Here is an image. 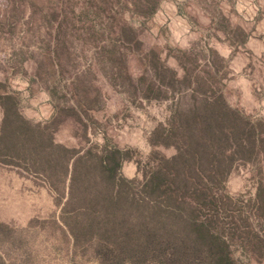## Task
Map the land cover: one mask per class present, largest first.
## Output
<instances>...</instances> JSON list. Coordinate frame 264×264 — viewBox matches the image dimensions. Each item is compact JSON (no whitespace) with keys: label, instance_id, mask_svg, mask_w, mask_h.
I'll return each instance as SVG.
<instances>
[{"label":"trees","instance_id":"1","mask_svg":"<svg viewBox=\"0 0 264 264\" xmlns=\"http://www.w3.org/2000/svg\"><path fill=\"white\" fill-rule=\"evenodd\" d=\"M160 1L134 0V10L149 16ZM76 10L75 39L87 47L79 50L85 65L64 57L60 42L70 22L62 9L46 27L54 42L32 55L36 78L52 98L53 128L26 118L17 93L0 81V163L42 177L54 192L58 212L40 223L57 224L70 243V264H241L235 249L264 258V178L256 179L248 196L225 187L236 162L264 158V118L227 103L216 79L224 59L208 46H201L202 63L193 48L181 50L178 75L150 49L133 76L127 53L142 52L137 30L95 0ZM94 67L133 99L166 102L169 113L149 142L175 151H150L137 161L139 177L121 174L122 164L135 158L134 148L111 143L105 134L102 143L81 148L53 140L63 117L86 128L89 111L100 105L101 91L88 78ZM26 229L0 221V264H28L29 253L21 250Z\"/></svg>","mask_w":264,"mask_h":264},{"label":"rangeland","instance_id":"2","mask_svg":"<svg viewBox=\"0 0 264 264\" xmlns=\"http://www.w3.org/2000/svg\"><path fill=\"white\" fill-rule=\"evenodd\" d=\"M84 1L0 0V81L17 93L20 111L26 118L47 122L50 129L55 126L50 121L55 109L41 79L36 78L37 64L32 55L47 48L52 39L47 33L48 21L52 20V13L62 9L70 22L66 41L60 42L66 52L64 57L81 67L85 65L86 58H80L79 50L87 47L75 39L80 26L76 9ZM95 1L109 6L118 19L126 20L137 30L142 52L127 53L128 70L133 76L140 71L143 53L150 49L181 75L176 58L181 50L193 48L201 61V46L212 47L224 59L216 79H220L218 89L227 103L253 119L264 118V0H161L149 16L135 12L134 0ZM88 78L101 91L100 105L89 111L86 128L73 116L63 117L52 131L56 143L81 148L88 141L102 143L105 134L111 143L132 147L135 158L126 160L121 167V174L128 178L140 176L137 161L145 159L153 149L165 156L174 153L172 146L153 147L149 142L153 128L164 122L169 113L166 102L133 99L130 93L114 89L96 67L94 77ZM1 115L0 108V120ZM259 160L234 164L225 183L229 194L253 193L256 179L264 178V158ZM57 212L56 196L42 177L0 163V221L16 230L29 226L25 235L15 233L28 240L21 247L29 253L28 264H70V243L57 224L40 223ZM233 257L241 264H264V258L237 249Z\"/></svg>","mask_w":264,"mask_h":264}]
</instances>
